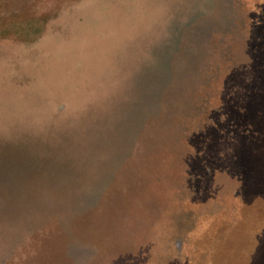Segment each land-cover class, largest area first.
<instances>
[{"label": "rangeland", "instance_id": "374dc122", "mask_svg": "<svg viewBox=\"0 0 264 264\" xmlns=\"http://www.w3.org/2000/svg\"><path fill=\"white\" fill-rule=\"evenodd\" d=\"M232 1L0 0V264H264V42Z\"/></svg>", "mask_w": 264, "mask_h": 264}, {"label": "flooded vegetation", "instance_id": "af4514ba", "mask_svg": "<svg viewBox=\"0 0 264 264\" xmlns=\"http://www.w3.org/2000/svg\"><path fill=\"white\" fill-rule=\"evenodd\" d=\"M231 4L236 9V15L241 18L240 22L235 21L236 23H234L235 32H238V35L244 38L246 42L247 39L256 38L261 33V40L264 42V0H233ZM223 31L225 30L222 29L219 33L222 34ZM222 44L226 49L227 43L223 41ZM202 73L204 74L205 72L202 71ZM205 75L208 76L209 74Z\"/></svg>", "mask_w": 264, "mask_h": 264}, {"label": "trees", "instance_id": "16d2710c", "mask_svg": "<svg viewBox=\"0 0 264 264\" xmlns=\"http://www.w3.org/2000/svg\"><path fill=\"white\" fill-rule=\"evenodd\" d=\"M250 40H252L253 41V39L251 38V39H247V42L246 43H248V44H250ZM224 100V99H223ZM226 100V99H225ZM225 107H227V105H228V103L227 102H225ZM220 105V104H219ZM218 105V106H219ZM216 122L217 123H219V124H222L223 123V119L222 118H219L218 120H214V119H211L210 120V124H212V125H214V124H216ZM224 122H225V119H224ZM224 124V123H223ZM202 125L203 126H205V124L204 123H202ZM224 127H227V126H223L221 129H223ZM204 178L203 177H201V181L203 180ZM205 180V179H204ZM239 189V188H238ZM199 190H200V194L202 195H200L201 197V200H203V201H205L207 198H209V196L210 195H208V193H209V189H206V185H205V183H201V186L199 187ZM237 190V189H236ZM203 191V192H202ZM211 191V190H210ZM197 193L199 194V191H197ZM246 207H248V206H246ZM173 246H174V248H175V244L173 243ZM148 251H149V248L148 247H142L139 251H138V253L137 254H135V255H132V257H134V256H137L134 260H136V259H138V258H140V257H143V256H146V257H148ZM141 259V258H140ZM142 259H144V258H142ZM133 260V261H134ZM146 263H147V261H146ZM189 264H191V262L189 261Z\"/></svg>", "mask_w": 264, "mask_h": 264}, {"label": "water", "instance_id": "95a60500", "mask_svg": "<svg viewBox=\"0 0 264 264\" xmlns=\"http://www.w3.org/2000/svg\"><path fill=\"white\" fill-rule=\"evenodd\" d=\"M261 79H263V78H261ZM257 119H258L259 123L260 122H264V108L261 109V115ZM263 125H264V123H263ZM258 142L260 143V145L262 147V149H261L262 152H261V156H260L261 159L258 158V160H257V166L261 165V160L264 157V140H261V141H258ZM253 173H257L259 175L260 181H261V179L264 180V165H261V168L256 170V171H253Z\"/></svg>", "mask_w": 264, "mask_h": 264}]
</instances>
